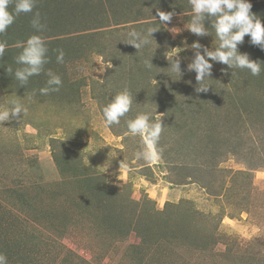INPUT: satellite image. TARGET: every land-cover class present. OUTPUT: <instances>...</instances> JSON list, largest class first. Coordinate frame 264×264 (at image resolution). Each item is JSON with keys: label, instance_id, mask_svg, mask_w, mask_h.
I'll return each mask as SVG.
<instances>
[{"label": "rangeland", "instance_id": "rangeland-1", "mask_svg": "<svg viewBox=\"0 0 264 264\" xmlns=\"http://www.w3.org/2000/svg\"><path fill=\"white\" fill-rule=\"evenodd\" d=\"M249 2L264 23V0ZM157 8L175 12L171 22L162 25ZM33 13L0 34V111L11 100L26 109L0 123V253L8 264H264V50L246 35L238 51L262 63L260 75L210 61L208 90L197 93L187 65L219 41L207 21L208 36L186 29L189 0H36ZM149 27L157 29L149 45L127 44L130 30ZM33 34L48 47L45 70L62 79L58 92L40 93L44 72L24 86L14 78ZM197 41L199 50L191 48ZM177 58L181 77L169 68ZM125 88L131 109L108 127L102 109ZM205 103L209 110L197 113ZM180 108L191 115L179 135L195 136L183 146L169 135ZM141 112L163 121L152 162L135 158L142 141L125 134L126 120Z\"/></svg>", "mask_w": 264, "mask_h": 264}, {"label": "clouds", "instance_id": "clouds-1", "mask_svg": "<svg viewBox=\"0 0 264 264\" xmlns=\"http://www.w3.org/2000/svg\"><path fill=\"white\" fill-rule=\"evenodd\" d=\"M189 3L194 14L186 29L198 37L208 36L210 34L206 28L207 21L214 29L215 36L219 41L215 50L203 47L198 41L191 45V48L197 50L203 47V54L197 51L194 60L187 65L188 71L195 70L196 72L195 79L199 86L195 91L199 93L208 90L209 86L205 85V81L211 78L213 66L211 62L222 63L230 69H247L253 76H259L262 63L250 59L247 53L241 54L238 51V44L244 42L246 35L250 36L252 45L259 46L264 50V23L261 22L259 16L251 11L252 4L249 0H189ZM10 4H13V0H0V34H4L21 13H33L36 0H14L13 11H9ZM156 12L162 25L165 22H171L175 15V12H165L159 8L156 9ZM31 26L36 33L42 32L45 28L38 11L33 13ZM174 29L177 28H172L171 32L178 33L180 31ZM156 31L157 29L154 27H149L145 31L132 29L127 34V44L133 45L139 50L150 44L149 37H153L152 34ZM6 47L5 43L0 42V58L4 56ZM48 51V47L40 35L33 34L24 42L20 53L15 58L16 64L20 65L14 72V78L19 86L27 85L31 77L44 72L47 76L46 86L39 89L40 93L48 95L50 92L60 90L61 77L51 69L45 70L44 67L49 62ZM55 51L57 53L56 62L63 63L64 50L56 49ZM151 60L145 61L147 68L153 66ZM180 63V59H172L169 68L181 77ZM8 72H12V69L8 68ZM132 103L133 97L127 88L117 92L102 109L105 125L111 127L120 124L121 118L129 113ZM25 111L26 109L21 103L11 100L8 106L0 111V123L18 119L19 114ZM126 129V135L138 136L142 141L141 149L135 153L136 159L146 162L158 159L156 145L163 130L161 119H154L150 114L141 112L126 120ZM0 264H8L7 256L3 253H0Z\"/></svg>", "mask_w": 264, "mask_h": 264}, {"label": "trees", "instance_id": "trees-1", "mask_svg": "<svg viewBox=\"0 0 264 264\" xmlns=\"http://www.w3.org/2000/svg\"><path fill=\"white\" fill-rule=\"evenodd\" d=\"M155 74H153V76H154ZM153 79V78H152ZM158 81V79H156L154 82H157ZM156 88V87H155ZM151 89H153V88H151ZM174 101V99L173 100H171L170 102L172 103ZM206 105H203V106H201V107H199V108H197V109H195V111L197 112V113H199V112H201V111H208L209 109H208V106H209V103H205ZM148 106H150V105H148ZM176 106L177 107H179L180 105L179 104H176ZM180 111L182 112V114L180 115L181 117H183V119H182V122L181 123H177V117L178 116H176V117H174V118H171V125H170V128H169V135L170 136H175V140L173 141V143L175 144V145H178V146H183V145H188V144H191L192 143V140H193V138H195V136H193V134L191 135L192 137H191V140H188V141H185V140H187L184 136H183V138H182V135L180 136L179 135V133L181 132V131H183V129H182V125H184V128H187L188 126H189V124L186 122V120H184V117H186V116H188V115H191L190 114V111L188 112L187 110H183V109H181L180 108ZM163 109L161 108L160 110H159V112L158 113H160V114H163ZM176 112H178V110H176ZM176 112H174V114L176 113ZM197 113L195 114V115H197ZM195 115H193V118H192V124H195V123H197L198 122V120L197 119H195L194 118V116ZM201 115H203V116H205V115H209L208 113H206V112H203V114H201ZM200 116V115H199ZM209 116H212V115H209ZM201 117V116H200ZM153 118H154V116H153ZM202 118V117H201ZM161 122H163L162 120H161ZM183 123H185V124H183ZM199 124V123H198ZM198 127V125L196 126V128H195V131H197V132H199L201 129H198L197 128ZM194 135H195V133H194ZM156 148H157V151H159V149H160V147H159V145H158V143H157V145H156ZM189 179H194L195 180V182H201V179H199V176L197 177V178H192L191 176H189L188 177Z\"/></svg>", "mask_w": 264, "mask_h": 264}]
</instances>
